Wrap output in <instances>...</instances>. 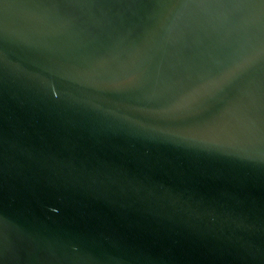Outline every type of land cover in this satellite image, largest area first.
<instances>
[{"label": "water", "instance_id": "95a60500", "mask_svg": "<svg viewBox=\"0 0 264 264\" xmlns=\"http://www.w3.org/2000/svg\"><path fill=\"white\" fill-rule=\"evenodd\" d=\"M0 264H264V0H0Z\"/></svg>", "mask_w": 264, "mask_h": 264}]
</instances>
